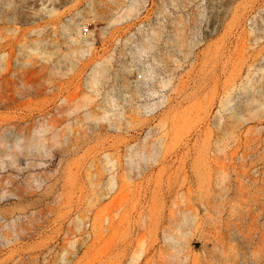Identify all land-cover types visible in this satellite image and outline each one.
<instances>
[{"label":"rangeland","instance_id":"rangeland-1","mask_svg":"<svg viewBox=\"0 0 264 264\" xmlns=\"http://www.w3.org/2000/svg\"><path fill=\"white\" fill-rule=\"evenodd\" d=\"M0 264H264V0H0Z\"/></svg>","mask_w":264,"mask_h":264},{"label":"bare ground","instance_id":"bare-ground-1","mask_svg":"<svg viewBox=\"0 0 264 264\" xmlns=\"http://www.w3.org/2000/svg\"><path fill=\"white\" fill-rule=\"evenodd\" d=\"M127 4V3H126ZM122 7V6H121ZM133 8V4H128V5H125L123 8H122V12L123 13H128L131 9Z\"/></svg>","mask_w":264,"mask_h":264},{"label":"built area","instance_id":"built-area-1","mask_svg":"<svg viewBox=\"0 0 264 264\" xmlns=\"http://www.w3.org/2000/svg\"><path fill=\"white\" fill-rule=\"evenodd\" d=\"M84 31H86V28H84Z\"/></svg>","mask_w":264,"mask_h":264}]
</instances>
